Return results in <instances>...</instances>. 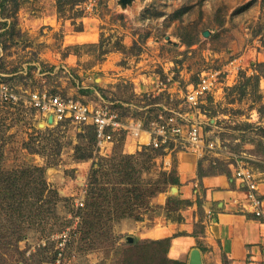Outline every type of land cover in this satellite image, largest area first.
Segmentation results:
<instances>
[{"label": "rangeland", "instance_id": "obj_1", "mask_svg": "<svg viewBox=\"0 0 264 264\" xmlns=\"http://www.w3.org/2000/svg\"><path fill=\"white\" fill-rule=\"evenodd\" d=\"M208 68L226 69L222 75L230 71L233 79L193 111L220 146L218 156L198 157L197 172L202 161L223 170L236 155L264 176V0H0V72L22 89L94 103L105 98L146 125L163 106L186 108L180 90ZM117 138L100 153L90 125L47 122L24 103L0 104V166L31 167L22 181L46 183L29 215L1 208L0 264H52L60 237L64 264H185L142 233L164 218L180 220L191 204L162 181L163 169L174 165L178 172L179 150L163 151L170 153L168 168L163 155L152 163ZM94 161L102 163L98 186L107 189L91 226L85 211ZM135 185L145 195L162 190L144 210L131 204ZM115 193L129 201L116 206ZM141 212L143 222L135 218ZM201 228L196 221L193 231Z\"/></svg>", "mask_w": 264, "mask_h": 264}, {"label": "built area", "instance_id": "obj_2", "mask_svg": "<svg viewBox=\"0 0 264 264\" xmlns=\"http://www.w3.org/2000/svg\"><path fill=\"white\" fill-rule=\"evenodd\" d=\"M226 69L208 68L198 73L196 81H188L180 90L186 108H160L144 125L140 118L122 114L112 102L99 98V103L87 102L72 95L52 93L46 88L22 89L13 85L0 72V104L14 106L20 103L28 105L38 112L47 122L51 117L53 123L70 122L86 124L93 127L95 146L100 153L110 148L118 140L125 142L127 137L132 140L133 149L143 146L161 149L164 152L172 150L188 151L197 157L211 153L219 155V144L215 138L206 136L201 121L193 111L199 113L201 104L208 94L215 95L222 91L223 86L231 80ZM232 75V74H231ZM161 83V82H159ZM124 146V145H123ZM125 147V146H124ZM231 167V176L238 181L245 194L243 208L251 211L256 217H264L263 196L259 190L262 176L248 163L233 156L227 157ZM82 204V202H79ZM210 213V210H208ZM210 214L209 219L210 220ZM65 238L60 237L57 253L52 264L62 262V249Z\"/></svg>", "mask_w": 264, "mask_h": 264}, {"label": "crops", "instance_id": "obj_3", "mask_svg": "<svg viewBox=\"0 0 264 264\" xmlns=\"http://www.w3.org/2000/svg\"><path fill=\"white\" fill-rule=\"evenodd\" d=\"M123 145L125 148L132 147L131 138L127 137ZM176 157L179 177L177 194L190 198L191 204L181 213L183 218L180 220L164 218L145 227L143 235L153 238L168 236L167 256L185 260V264H189L193 248L199 250L202 264H209L211 260L220 264L221 255L227 258L229 264H264V217H256L243 208L245 194L238 181L231 176L230 165L216 170L202 161L201 171L197 172L198 157L193 153L176 151ZM162 158L164 166L169 168L170 153L163 154ZM259 190L264 204V176ZM197 192L199 206L195 201ZM153 200L164 203L159 195ZM196 221L201 223L199 232L193 231Z\"/></svg>", "mask_w": 264, "mask_h": 264}, {"label": "trees", "instance_id": "obj_4", "mask_svg": "<svg viewBox=\"0 0 264 264\" xmlns=\"http://www.w3.org/2000/svg\"><path fill=\"white\" fill-rule=\"evenodd\" d=\"M81 1L83 0H70V2L73 4L80 3ZM93 137H94V131H93ZM144 153H147V160L148 159L152 160V163H155L154 159L158 156H162L164 152L161 149L151 148L149 146H143L141 149L137 150L136 154H144ZM85 155L88 157L91 156L90 153H84V155H81V157ZM134 155L135 154L132 153L129 156H134ZM94 164H97V167H94ZM99 164L101 165L102 163L100 162L96 163L95 161L92 162V165L89 171L88 183L90 184L89 191L92 192L91 194L92 199L91 201H89V203H86L87 205L86 209L88 207L90 209L85 211V221L88 220L90 223L89 225L91 226L95 224V220H94L95 208L100 206L99 205L100 202L98 201L97 198H99V196L104 197L105 194H103L102 192L105 189H107V187H105L104 185L98 186ZM30 168H20V169L16 168L14 170H11V169H5L2 166H0V211L2 207L7 205L10 207L12 212L16 213V215L18 216L26 215L27 216L29 215V211H30L29 209H32L31 206L33 205V203L41 199L42 191H44V188L46 186L45 180H40L41 185L31 184L29 183V180L27 178H25L22 181L23 172L29 171ZM34 169H37L38 171L42 172L43 167L34 166ZM162 173L165 175L164 179L162 180L164 181L165 185H178L179 184V177H178V174H177V171L174 165L171 166L167 170L163 169ZM39 176L43 178V175L40 174ZM121 181H124L123 178H121ZM112 188L114 187H111V189ZM130 189L131 190L129 191L133 194V197H134V198L132 197L133 200L131 201V204L143 205L144 210L148 209L150 206L149 204H151L149 200L150 196L154 195L157 191L162 190L161 188L160 189L159 188L157 189L149 188L148 190L146 189L147 193L145 195L141 193V190H139L138 185H135L134 187ZM174 198H175L174 195L168 196V200H171ZM112 199L116 206H119V204H123L129 201V199L127 200L126 198H123L121 201H118V196L116 193ZM121 208L122 210L124 209V207H121ZM135 218H137L138 220L143 219V213L141 212L139 215H136ZM152 241L157 242V243L164 242L166 244V247L168 248L170 238L167 236L163 238L154 239ZM170 259L173 261H177L176 259H173V258H170Z\"/></svg>", "mask_w": 264, "mask_h": 264}, {"label": "water", "instance_id": "obj_5", "mask_svg": "<svg viewBox=\"0 0 264 264\" xmlns=\"http://www.w3.org/2000/svg\"><path fill=\"white\" fill-rule=\"evenodd\" d=\"M48 121H51V117H48ZM128 241H132V237L128 236ZM201 259H200V253L197 248H193L190 252V258H189V264H200Z\"/></svg>", "mask_w": 264, "mask_h": 264}]
</instances>
